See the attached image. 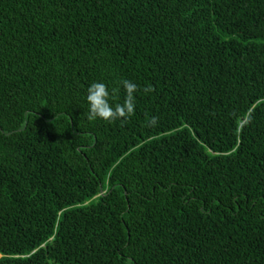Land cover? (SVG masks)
Masks as SVG:
<instances>
[{"label": "trees", "instance_id": "obj_1", "mask_svg": "<svg viewBox=\"0 0 264 264\" xmlns=\"http://www.w3.org/2000/svg\"><path fill=\"white\" fill-rule=\"evenodd\" d=\"M0 264H264V0H0Z\"/></svg>", "mask_w": 264, "mask_h": 264}, {"label": "clouds", "instance_id": "obj_2", "mask_svg": "<svg viewBox=\"0 0 264 264\" xmlns=\"http://www.w3.org/2000/svg\"><path fill=\"white\" fill-rule=\"evenodd\" d=\"M121 88L126 94L125 99L123 103H117V94ZM140 91L139 85L127 79L122 80L119 87H111L109 84L100 81L90 84L86 94L88 120L112 123L117 120L131 119L137 108V95ZM152 91L151 86L143 88L144 94ZM158 122L157 117H152L149 126L155 127Z\"/></svg>", "mask_w": 264, "mask_h": 264}]
</instances>
